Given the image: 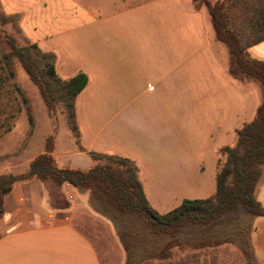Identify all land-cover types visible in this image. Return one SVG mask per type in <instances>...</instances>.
<instances>
[{
  "label": "crops",
  "instance_id": "crops-1",
  "mask_svg": "<svg viewBox=\"0 0 264 264\" xmlns=\"http://www.w3.org/2000/svg\"><path fill=\"white\" fill-rule=\"evenodd\" d=\"M129 10L121 26L102 29L86 46L73 74L89 77L75 105L80 137L65 123L53 155L60 167L84 170L94 165L91 153L130 159L155 209L156 199L172 194H211L204 165L216 164L217 174L218 150L233 141L217 136L234 137L253 121L262 92L230 74L229 49L194 0H137ZM248 52L264 61V42ZM45 152L40 142L6 145L0 175L23 174ZM49 191V183L33 177L6 197L0 264L126 263L116 224L89 205V192L65 184L71 206L56 209ZM257 198L264 207V180ZM250 237L255 254L264 255V217L254 219Z\"/></svg>",
  "mask_w": 264,
  "mask_h": 264
},
{
  "label": "trees",
  "instance_id": "trees-1",
  "mask_svg": "<svg viewBox=\"0 0 264 264\" xmlns=\"http://www.w3.org/2000/svg\"><path fill=\"white\" fill-rule=\"evenodd\" d=\"M194 3L197 9L208 10L218 40L228 47L230 74L257 84L263 96L254 120L237 131L236 145L218 150L215 194L207 199L184 200L173 211L160 214L150 204L139 170L130 159L91 153L94 165L90 169L60 167L53 155L58 134L54 131L47 138L46 152L36 157L23 174L0 175V220L5 214L6 197L18 182L36 177L49 183L51 204L56 209L71 206L62 192L68 183L80 192H89L93 208L115 224L120 216H134L151 234L169 239L160 250L148 253L138 245L131 247L118 232L127 252L125 264H184L171 260L175 247L199 249L231 242L229 238L181 241L187 230L210 231L239 223L244 216L264 217V207L257 198L264 180V61L253 59L248 52L264 42V0H194ZM7 20L2 17L3 22ZM7 42L11 51L4 53L0 61L10 66L14 59H19L49 111L63 107L69 128L79 138L75 105L89 83L88 75L79 72L62 80L53 55L42 52L35 44L19 47L11 36ZM28 111L33 125L30 108ZM246 229L243 231L244 251L253 264L255 253Z\"/></svg>",
  "mask_w": 264,
  "mask_h": 264
},
{
  "label": "rangeland",
  "instance_id": "rangeland-1",
  "mask_svg": "<svg viewBox=\"0 0 264 264\" xmlns=\"http://www.w3.org/2000/svg\"><path fill=\"white\" fill-rule=\"evenodd\" d=\"M136 1L0 0V60L4 53L11 51L7 42L11 36L19 47L35 44L42 52L53 55L59 77L68 80L81 67L84 51L92 35L116 23L121 26V17L131 14L129 7ZM2 17L7 18V22H3ZM102 18L106 21L102 22ZM28 108L34 119L33 125ZM65 123L68 125L63 107L58 106L55 111H49L19 59H14L10 66L0 61V171L5 169L8 162V156L3 155L6 145L27 146L40 142L46 146L47 138L54 131L59 133ZM232 138V144H229L235 146L237 135L217 136L219 142L223 139L229 142ZM204 168L203 177L211 185V194L188 199L172 194L164 200L156 199L154 205L158 207L154 209L160 214H167L184 200L211 197L216 192V164L208 162ZM76 201L79 202V198ZM89 205L93 207L91 198ZM254 219L244 216L239 223L219 226L210 231L203 228L189 229L181 236V241L229 238L231 242L199 249L175 247L171 260L184 264H251L244 251L243 231L246 227L252 243L250 236L254 233ZM116 226L131 247L138 245L148 253L160 250L169 241L168 238L151 234L134 216H120ZM263 260L264 255L257 253L253 264H264Z\"/></svg>",
  "mask_w": 264,
  "mask_h": 264
}]
</instances>
